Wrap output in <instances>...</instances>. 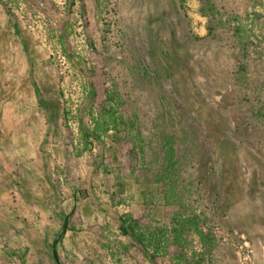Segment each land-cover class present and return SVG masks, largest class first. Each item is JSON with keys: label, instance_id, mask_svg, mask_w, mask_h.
Wrapping results in <instances>:
<instances>
[{"label": "rangeland", "instance_id": "1", "mask_svg": "<svg viewBox=\"0 0 264 264\" xmlns=\"http://www.w3.org/2000/svg\"><path fill=\"white\" fill-rule=\"evenodd\" d=\"M210 2L214 18L202 0H0V212L19 200L43 220L46 254L29 263L54 264L52 243L77 209L56 246L60 263L149 264L117 225L125 214L164 221L161 186L140 174L163 170L172 136L212 235L203 264H264V0ZM234 17L250 34L243 50ZM103 79L136 113L142 154L110 131L75 155L78 121L90 127L103 100L88 84ZM111 192L122 204L110 205ZM8 233L3 243L18 241Z\"/></svg>", "mask_w": 264, "mask_h": 264}, {"label": "trees", "instance_id": "2", "mask_svg": "<svg viewBox=\"0 0 264 264\" xmlns=\"http://www.w3.org/2000/svg\"><path fill=\"white\" fill-rule=\"evenodd\" d=\"M46 2V0H44ZM69 7L75 4L76 0H66ZM202 8L211 13L214 18V6L210 0H202ZM7 10V7H5ZM85 15V13L83 14ZM86 20V18L83 16ZM234 20V38L238 46L243 50L248 43L250 34L248 29L242 23L245 19L237 17ZM239 73V71H238ZM239 79L243 81L244 75L240 73ZM100 92L103 100L100 103L98 113L92 117V125L89 127L83 121H78L79 141L81 148H75V155L80 157L86 152H91L93 143H101L102 137L106 136L110 131L115 134L124 135L125 140H134L136 147L142 154V134L138 124V118L133 111L130 103L125 100L116 86L108 83L103 79L100 83L90 81L88 84V94L94 99ZM67 110L63 111V119L67 128ZM163 170L159 173L152 174L144 165L141 169L140 177L147 175L152 183L161 186L162 197L165 207L164 221H160L154 215H138L131 216L125 214L119 217L117 232L121 238L130 239L126 244L137 251L149 264H203L206 257L210 256L213 243L212 235L204 226L205 220L197 215L191 205V197L193 195V182L186 173L185 167L176 156L175 138L165 137L163 139ZM109 165V161H107ZM131 166V163L125 167ZM132 169V167H131ZM104 171L107 169L104 167ZM59 177L55 176V182L58 190H60ZM78 195L84 199L85 191H77ZM123 199L110 193V205L112 207L122 204ZM77 209H74L69 217V225L67 231H74L70 226L72 216H76ZM53 215L60 217L57 211ZM65 217H63L64 222ZM89 228L90 232L93 230ZM191 234L198 237L201 251L199 253L191 250L192 244L190 240ZM106 247V245H104ZM112 256L120 255V250L112 251ZM127 248V246H123ZM26 248L11 251L4 249L3 260L9 264H25L24 258ZM55 264V261H53ZM62 264V263H61Z\"/></svg>", "mask_w": 264, "mask_h": 264}, {"label": "crops", "instance_id": "3", "mask_svg": "<svg viewBox=\"0 0 264 264\" xmlns=\"http://www.w3.org/2000/svg\"><path fill=\"white\" fill-rule=\"evenodd\" d=\"M4 201L7 202L6 200ZM18 202L19 204H16L18 209L13 208V214L8 215L6 213L0 212V233L3 234L6 231V233L9 232L8 234H13L15 236L14 238H18L17 242H15V240H11L8 243H3L0 238V263L3 264H8L3 260L4 249L16 251L26 248V251H24L25 264H31L29 263L27 256L35 258L37 255L43 256L46 254L47 250L46 243L44 241L45 231L43 230L44 232L42 234L38 232V227L43 229V220L38 214H35L34 211L30 212V204H22L19 200ZM3 204L4 206L10 207V202ZM32 204L33 208H35V203L32 202ZM25 206H27L29 209H27ZM29 212L32 213V215L27 216ZM52 212L53 211L51 210V214L49 216H52ZM2 236L4 237V235Z\"/></svg>", "mask_w": 264, "mask_h": 264}, {"label": "water", "instance_id": "4", "mask_svg": "<svg viewBox=\"0 0 264 264\" xmlns=\"http://www.w3.org/2000/svg\"><path fill=\"white\" fill-rule=\"evenodd\" d=\"M67 227H68V217H66L64 219V222H63L62 227H61V231L55 237V239H54V241L52 243V256H53V259H54L56 264H61L59 262V258H58V255H57L56 246H57L58 242L64 238V236H65V234L67 232Z\"/></svg>", "mask_w": 264, "mask_h": 264}]
</instances>
